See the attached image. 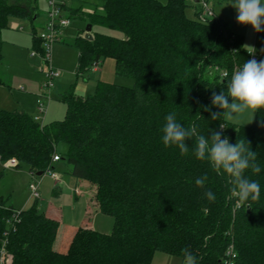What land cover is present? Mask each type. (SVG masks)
<instances>
[{
	"label": "trees",
	"instance_id": "16d2710c",
	"mask_svg": "<svg viewBox=\"0 0 264 264\" xmlns=\"http://www.w3.org/2000/svg\"><path fill=\"white\" fill-rule=\"evenodd\" d=\"M187 1L103 0L102 13L71 10L91 26L123 33L92 31V39L79 33L74 40L78 74L110 57L117 74L130 76L134 85L98 81L86 96L69 88L59 95L64 118L43 125L24 110L0 108L1 161L15 158V168L26 165L32 175L44 174L55 169V142H64L70 150L58 161L75 179L97 186L99 211L113 217L111 232L81 225L66 250L58 251L51 246L56 219L36 205L17 214L0 196V238L7 232L11 264H151L156 252L183 259L185 248L197 264H221L231 245L234 264H264V110L248 126L227 122L223 132V118L212 120L205 110L235 69L264 56L243 49V36L215 15L200 19L199 2H194L198 19L189 18ZM35 15V7L0 0V32L10 17L33 20ZM32 40L40 50L35 32ZM170 112L197 134L220 131L232 144L248 143L261 169L244 172L260 185L256 201L240 205L231 196L229 180L195 159L194 138L186 140L189 150L183 156L178 148L163 146L161 127ZM202 176L207 180L197 186ZM208 190L214 201L205 197Z\"/></svg>",
	"mask_w": 264,
	"mask_h": 264
},
{
	"label": "rangeland",
	"instance_id": "374dc122",
	"mask_svg": "<svg viewBox=\"0 0 264 264\" xmlns=\"http://www.w3.org/2000/svg\"><path fill=\"white\" fill-rule=\"evenodd\" d=\"M30 5V1L37 2V17L33 20L19 17H10L7 27L0 32L1 40L4 43L2 53L3 60L0 61V72L5 74L2 78L6 84H0V106L7 109L24 108V110L37 117L40 112L37 110L36 100L41 98L48 109L43 121H59L66 114V105L58 99V93L65 89L74 88L77 95L86 96L92 93L98 81L112 82L124 86H133L134 80L130 76L120 75L116 72V63L113 58H105L97 65V70L93 69L78 74L77 52L74 40L78 33L82 32L88 22L77 15H71V10L83 9L103 12V0H62V14L69 19V25L62 29L63 40L55 42L50 51L51 66L59 70V77L56 79V86L52 90V97L48 99L45 95L48 89L45 86L46 75L44 71L46 65L42 62L40 55H33L34 45L31 43L33 32L38 36L45 31L48 21L49 0H11ZM166 3L167 0H160ZM61 2V3H62ZM230 3V2H228ZM227 2L207 0V6L213 10V15L224 21L230 30L243 36L242 47L245 50L258 52L264 56V30L257 32L251 25H241L236 22V11ZM35 6V4H34ZM185 14L192 19H198L194 3L187 1ZM206 12L202 10V16ZM35 27V30H33ZM264 29V25L261 26ZM92 31L102 32L117 37H122L123 33L104 26L93 25ZM5 41V42H4ZM13 42L19 45L18 48L10 46ZM215 68H211L210 75L215 74ZM7 74V75H6ZM254 117L241 116L235 122L236 125L248 126L254 121ZM49 121V122H48ZM247 123V124H246ZM6 161L0 160V196L3 197L7 206H12L15 210L30 208L33 205L41 212L50 213L60 222L80 226L83 222H89L92 227L101 232L109 233L113 229V217L102 212L91 211L86 213V204L79 197L74 200L73 191L74 179L70 176L62 162H55V168L60 170L62 189L56 193L54 186L57 179H53L47 171L42 175H30L28 167L23 165L20 168L4 167ZM35 179L39 182L40 197L35 199L31 196L29 184ZM89 182V181H88ZM90 188L87 190L89 197H93V203L97 205V186L89 182ZM67 186V187H66ZM80 190V189H79ZM81 191V190H80ZM78 192V191H75ZM98 209V208H97ZM84 225V224H83ZM13 255L11 254V263ZM183 259L177 255L164 252L155 253V262L151 264H182Z\"/></svg>",
	"mask_w": 264,
	"mask_h": 264
},
{
	"label": "clouds",
	"instance_id": "9594fccd",
	"mask_svg": "<svg viewBox=\"0 0 264 264\" xmlns=\"http://www.w3.org/2000/svg\"><path fill=\"white\" fill-rule=\"evenodd\" d=\"M236 11V22L241 25H251L260 32L264 25V0H230ZM211 108H219L222 111L212 112ZM212 120L222 117L220 129H224L227 122H235L241 116L254 117L259 110H264V59L259 62L248 59L235 69L231 77L226 81V87L219 93L213 92L211 106L206 107ZM247 124V123H246ZM160 140L165 148L175 147L183 156L189 146L186 140H193L191 145L195 159L206 161L217 175L223 174L232 184L231 196L240 205H251L258 199L260 185L256 180H250L244 175L246 169L252 173L261 171L255 161V153L245 143H230L227 136L222 138L220 131H212L211 136L197 134L194 127H185L176 119V114L170 112L164 116L161 127ZM207 176L195 180L197 186H203ZM209 202L214 201L215 195L211 190L204 193ZM182 264H197L193 253L185 248L182 250Z\"/></svg>",
	"mask_w": 264,
	"mask_h": 264
},
{
	"label": "built area",
	"instance_id": "2783aa9c",
	"mask_svg": "<svg viewBox=\"0 0 264 264\" xmlns=\"http://www.w3.org/2000/svg\"><path fill=\"white\" fill-rule=\"evenodd\" d=\"M62 0H49V11H48V21L45 26V31L40 33L38 35L40 41H41V49L38 50L34 48L32 50L33 55H40V58L42 62L46 65V69L44 71V74L46 75L45 80V86L48 89V93L45 94L48 99L52 97V90L56 86V79L59 77V70L54 69L51 66V58H50V51L52 48V45L55 42H60L63 40L62 37V29L67 27L69 25V19L67 17H64L62 14V7L64 6V3ZM199 3L202 6V10L206 12V16H202V12L200 14V19L204 20L207 18V16L213 15V10L207 6V0H199ZM99 63H94L92 65V68L94 71L97 70V65ZM221 75L225 76L226 72L221 71ZM48 109V105L42 101L41 98L37 99V110L40 112V114L36 117L37 120L41 122V124H44V115L46 114ZM223 132L224 129H221ZM222 138L224 135H221ZM60 159V155L58 153L53 155V160L58 161ZM17 164V161L15 158L8 159L5 163V166H15ZM50 175L54 177L55 179L58 178L57 173L53 170H48ZM29 188L31 191V196L35 199H38L40 197V190H39V182L33 181L29 184ZM18 214L20 210H15ZM8 239H7V232H4V236L0 238V264H11V253L8 250L7 247ZM234 258L235 254L233 252V246L231 245L227 251V257L223 260L221 264H234Z\"/></svg>",
	"mask_w": 264,
	"mask_h": 264
},
{
	"label": "crops",
	"instance_id": "0c3cea01",
	"mask_svg": "<svg viewBox=\"0 0 264 264\" xmlns=\"http://www.w3.org/2000/svg\"><path fill=\"white\" fill-rule=\"evenodd\" d=\"M189 1H191V2H195L194 0H189ZM34 4H35V6H34ZM37 2H35V1H30V7L32 6V7H35V11L37 12ZM87 11H91V10H87ZM37 17V14L35 15V18ZM34 18V19H35ZM86 29V28H85ZM85 29L83 30V32L85 33ZM81 33V32H80ZM79 34V33H78ZM77 34V35H78ZM31 40H32V35H31ZM5 42V41H4ZM32 44H33V40H32V42H31ZM3 46H4V43H3V41L1 40V37H0V52H1V55H2V60H3V58H4V56H3V53H2V49H3ZM10 46H13V48H18L19 47V45H17L16 44V42H13ZM76 52H77V50H76ZM76 58H78V53H77V55H76ZM96 71V70H95ZM0 75L1 76H5V74H3V72L1 73L0 72ZM7 75V74H6ZM2 84H6L5 82L4 83H2ZM65 90H67V89H65ZM65 90H63V91H65ZM62 91V92H63ZM62 92H59L58 93V99H59V95H60V93H62ZM38 99V98H37ZM37 101V100H36ZM36 104H37V102H36ZM1 105V104H0ZM0 108H5V107H3V106H0ZM5 109H7V108H5ZM15 109V108H14ZM16 109H21V110H24V108H16ZM10 110H12V109H10ZM25 111V110H24ZM49 122V121H48ZM51 122V121H50ZM44 123H47L46 121L44 122ZM55 149H56V152L59 154V155H62V154H65V153H68L69 152V150H70V145H67V144H65L64 142H55ZM56 162H59V161H56ZM4 167H7V166H5L4 165ZM10 167H15V166H10ZM62 168H65V170H66V166L65 165H63L62 166ZM54 172H56L57 173V176H58V178H57V180H56V183H55V188H54V192H58L59 191V189L61 190L62 189V186L61 185H64L63 183H62V181H60V179H61V176L62 175H60V172H62V171H60V170H57L56 168L53 170ZM30 173V175H32L31 174V172H29ZM69 174V173H68ZM70 175V174H69ZM51 176V175H50ZM71 176V175H70ZM73 177V176H72ZM51 178H53V179H55L54 177H52L51 176ZM73 179H74V189L73 190H70V192L71 191H73V195H74V200L75 201H77L78 199H79V197L80 198H82L83 199V202L86 204V213H87V217H88V214L91 212V211H93V213H95V212H99V209H97L98 207H97V205H95V203H93V197H89V194H88V192H87V190L90 188V184H89V182H87V181H84V180H77V179H75L74 177H73ZM41 180V179H40ZM40 180L38 179V182H40ZM35 181H37L36 179H35ZM62 183V184H61ZM61 184V185H60ZM67 187V186H66ZM81 191H80V190ZM75 191H78V192H75ZM47 215H49V216H51V217H53L54 219H56L57 220V223H58V225H57V232H56V234L53 236V238H52V242H51V246H52V248L53 249H55V250H58V251H65L66 250V248H67V246H68V243H69V241H70V238H71V236H72V234L74 233V231H75V229L77 228V227H79V226H72L71 224H66V223H62V222H60L55 216H53V215H51L50 213H46ZM90 225L91 227H92V225L89 223V222H83V223H81L80 224V226L81 225ZM94 227V226H93ZM92 227V228H93ZM153 262H155V256H154V258H153Z\"/></svg>",
	"mask_w": 264,
	"mask_h": 264
},
{
	"label": "water",
	"instance_id": "95a60500",
	"mask_svg": "<svg viewBox=\"0 0 264 264\" xmlns=\"http://www.w3.org/2000/svg\"><path fill=\"white\" fill-rule=\"evenodd\" d=\"M196 3L199 2V0H194ZM84 37L92 39L93 38V34H92V26L90 23H88L86 29H85V33H84ZM37 175H42V172H37Z\"/></svg>",
	"mask_w": 264,
	"mask_h": 264
}]
</instances>
